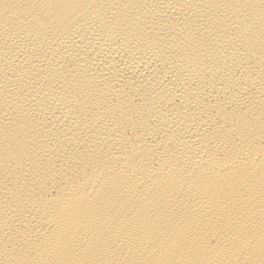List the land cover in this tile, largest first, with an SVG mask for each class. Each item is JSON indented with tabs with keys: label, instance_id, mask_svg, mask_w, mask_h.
<instances>
[{
	"label": "bare ground",
	"instance_id": "bare-ground-1",
	"mask_svg": "<svg viewBox=\"0 0 264 264\" xmlns=\"http://www.w3.org/2000/svg\"><path fill=\"white\" fill-rule=\"evenodd\" d=\"M0 264H264V0H0Z\"/></svg>",
	"mask_w": 264,
	"mask_h": 264
}]
</instances>
